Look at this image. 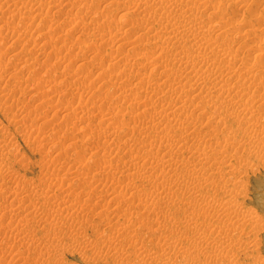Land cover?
<instances>
[{
	"label": "bare ground",
	"instance_id": "1",
	"mask_svg": "<svg viewBox=\"0 0 264 264\" xmlns=\"http://www.w3.org/2000/svg\"><path fill=\"white\" fill-rule=\"evenodd\" d=\"M133 1L134 0H125L122 3V5H121L122 9L121 8L120 9L123 10V13L121 15L119 14L120 19L118 17H117L118 18L117 20L109 19L110 17H106L104 20V19H102V16L99 15V18L104 20V25H106L105 22L109 23L110 26L107 24L108 26H106V27H108V29L109 28L112 29V31H114V33L116 32L115 37H119V39H122V41L120 40L121 43L124 44V43L128 42L126 39L123 42V38H121V34L124 35V33H128V32L131 33L132 32V35H134V37H135V39L133 38V40L138 42V44L135 43V45H133V46L130 45V48H128L129 50L126 53V55L123 56V58L121 57L124 60V62L122 61L123 62L122 64L120 62H119L120 64L115 62L116 66L114 68L116 70L115 72L117 73V76L119 75L120 80L117 78L118 85L116 86V84H115L116 87H114L112 90H116V92L115 91L114 92H115V95H116V93H118L117 97H120V96L122 97L121 100L124 101L123 103L127 104L128 110L126 112L125 111L123 112L125 114H122L121 113V111H123L122 107L117 108L114 105L111 110L109 108L105 107L106 109H108V112H105V110H106L105 108H104L105 110H101V111H103L102 114L100 111L98 112L101 114V116L99 115L100 117H99V120L97 119V121H98L97 124L100 125V127H102V128L96 126V127H98V129L97 128H94V129L96 131L102 129L103 131H101V130L100 131L103 133L105 131L106 135H107L106 131L111 130L109 135H108V138L110 135H113V134L114 135L111 136L110 140L107 138L109 140V144H110L109 146L106 144L108 146V148H107V146H105V144H103V146H105V149H106L105 151H103L104 153H102L98 156V153H97L98 150H96V153H94L93 151L92 152L94 153V155L96 154L98 156L97 157L95 155L97 158V163L95 162L96 164L94 163V165H98V163H99L98 166H101L99 172L102 173V176L108 177V175L110 173H112V172H110V171H112L111 169L116 168L115 166L119 165L118 166L119 168H123L120 170L119 176L123 180L125 179L127 181L128 180L133 181L131 185H133V187H136V189H133L134 190L133 196H127L126 192H124V191L123 192H121V191L120 192L119 191L113 192L112 190H110V193H109L110 195L104 194L103 196H107V197L109 196L110 198L108 197V200H107L109 202H115V203H117V205H119V204L122 205L124 203L125 205L127 204L129 207H130V204L128 203V199H130V198H128V197H134V198H137L139 201V203L136 204V207H139V209L142 207V208H144L143 210L147 211L149 208H151L153 210L157 208L160 210V213H162V215L165 214L163 216H166V214H169L173 211H175L176 214L177 213L181 214L180 219L175 217L176 220H174L175 218H173V220H171L168 217H167V220H166V217L160 219L159 218L160 215L157 216L156 214L155 215L157 216L158 219H154L152 217L154 219V220H152V222L154 223V225L157 226L155 229L157 232H158L159 227L160 228L164 227L166 229H169V230H171V232L173 231L172 229H175V228L181 227V229H182V230L180 229L179 232H177L175 230L176 231L175 233H177V234L172 236L173 239L170 237L172 239L171 244L169 243L170 238L168 239L167 237L165 238V240L167 239L169 244H167L166 242L162 243L164 240L162 241L161 237H160V240L162 242L159 240L161 242V243H159V245H158L159 241L154 242L155 244L158 245L157 250L160 249L161 251L160 252L157 251V253H158L157 255L155 253L156 257H155V255L154 256L152 255L153 260L155 257V258H158L160 260H163L164 264H165L166 262H168L169 259L173 258L175 260V258L179 256V259H184V261H185L187 259H190L193 256V254H196V253H197V255L200 253H203V254L208 253L207 259H208V257H210V259L213 260L215 254L213 255L210 253H212L213 250L216 249V247L213 250H209L210 251V253H209L208 248L210 247L209 246L210 244H213V242H214L217 247H218V245H222L221 248H223V249L224 248L226 249V246H228L227 249L229 248V246L231 249H233L234 245L236 248V245L239 244V242H241L243 240V237H244V236L242 238L238 237V239L240 238L239 240L238 239H236V241L234 240L235 241V243L233 242L234 245L231 244L230 241H229L230 243H228V242L226 243L227 240H225L224 238L229 239L228 236H230V235L227 236V232H229L228 229L232 228L233 226L231 225V227H230L227 224L224 227V224H225V222H224V224L222 225V227H224V228L222 229V227H221V229H218L216 227L217 224L215 221H219L218 219L220 216L221 217L223 215L227 216L225 218H228L232 222H235V223H232L230 221L232 224L238 225V226L241 222H242V224H243V222H248L250 224V226L252 227V225H253L252 223L257 222V220L255 221V219H257V218H255L252 211H251L252 213L247 212V211H246V213H243V214L239 213L238 208L240 205L238 206L239 201L237 199L239 198L240 195L243 194L242 193L243 190L240 187V185L236 182V179L238 178V176L241 173L246 171V168H245L246 162L245 161H247L248 158H250V157H254L255 160L257 161V165H254V164L248 165V167L252 168L251 171L257 170L261 167L264 168V46H262L263 48L256 50L255 53H253L252 56H250L247 49H241L240 44H242L245 40H247L249 38L251 39L252 37L254 38L255 36H259V35H261V36L259 37L260 39L257 40L258 43L253 44L254 43L253 42L251 44L250 48L255 47L256 45H259V41H261V42L264 41V14L261 10V13H259V16L257 15L256 18L254 19L255 22H252V23L249 22L248 24L246 23V25H244L243 30L241 29L242 32H240V35L243 36V40L240 42L239 45H237V44H235V40L230 37V33H231L230 30L232 29V27H231L232 22H230L231 20L225 16V14L227 13V11H226L227 5L225 4L226 1H225V3H223V2H221V0H218V1L216 0L215 5H212V4L210 5V2H212V1H210V2L208 1L209 3L206 2L207 5L208 4L210 5L209 9L206 8L207 10H209L207 17H203L202 14L199 15L197 13V10H199L201 8L200 6H202V7L204 6L203 5L204 3H202L204 0H137L136 2H133ZM44 2H46V1H44ZM212 3H214V2H212ZM43 4H45V3H43ZM54 5H56V4H54ZM24 6H26V5H24ZM49 6H51V5H49ZM52 7L53 6H51V8ZM55 8H56V6H55ZM18 9H19L18 10V13H19L20 8H18ZM22 9H21V14H22ZM29 10H30V8H29ZM126 10H128V11H126ZM24 12H25V10H24ZM18 13H16V14H18ZM101 14L103 15V13H101ZM252 14H253V12H252ZM11 15H13V13ZM105 15H103V16H105ZM205 15H207V13ZM250 15H251V13H250ZM19 16H21V15H19ZM253 16H255V15H253ZM21 17H23V15ZM15 18H17V16ZM99 18L98 19L96 18V20L98 21ZM7 19H6V21L8 22ZM248 21L249 20H247V22ZM14 23H13L12 27L15 26ZM101 23H103V22H101ZM243 23H245V21ZM256 23L259 24L258 27H255ZM46 24H48V23H46ZM10 25H11V23H10ZM91 25L93 26V23H91ZM94 25H96V24H94ZM0 26H1V24H0ZM59 26L60 25H58V27ZM12 27H9V28H12ZM73 28L76 29L74 26H73ZM59 29H60V27H59ZM70 29H72V26ZM56 30H57V27H56ZM50 32H52V31H50ZM59 32H57V33H59ZM66 33H67V30H66ZM104 33L105 32H103L101 34L103 35ZM72 34H73V32L71 33V35ZM67 35H68V37H71L69 34H67ZM67 35H65L66 36L65 38H67ZM132 35H130V36H132ZM45 36H48V34H45ZM100 36H99V38H100ZM48 37L52 38L51 36H48ZM102 37H105V36H101V38H100L101 40L104 39ZM99 38H97V39L99 40ZM105 38H107V37H105ZM108 38H110V36ZM111 39H112V36H111L110 40ZM160 39H163V41L160 42ZM64 40H66V39H64ZM64 40H62V41H64ZM67 40H70V39H67ZM98 40H96V41H98ZM143 40H144V43H143ZM73 41L75 42L76 40H73ZM73 41H71V42H73ZM89 41H91V40H89ZM102 41L104 42L105 39ZM58 42H56V43H58ZM80 42L81 41H79L78 43H80ZM64 43H65V41H64ZM75 43H77V42H75ZM81 43H83V41ZM93 43H94V41H91L88 44L84 43L86 45H84L83 48H85V46H87V49H89L88 47L90 44L92 45V48H93ZM121 43L119 44V48L122 45ZM65 44L62 46L67 47L68 45L66 44L67 46H65ZM97 44H99V43L97 42L96 45ZM140 44H141V50H140V48L137 49L138 45H140ZM96 45H94V47ZM72 46L74 47L75 45L72 44ZM81 46L82 45H79V47H80L79 50L82 49ZM69 47L66 48L67 51H68ZM73 47H70V48H73ZM76 47H78V45L75 46V48ZM95 48L97 49V46ZM119 48H118V46L116 48V52H118V53L121 50V48L120 49ZM100 52H102V51H100ZM19 53H21V52H19ZM79 53H80V51H79ZM97 54L98 53H96V55ZM115 56H116V54H115ZM112 59H113V56H112ZM12 60H13V58H12ZM25 61H27V59ZM113 63H111V64H113ZM109 64H110V61H109ZM80 65H82V63ZM68 66H70V64H68ZM111 67L113 68L114 66L112 65ZM65 68H66V66H65ZM77 68H78V65H77ZM101 72H103V71H101ZM103 73L106 74L105 72H103ZM103 73H102V75H104ZM5 75H6V73H5ZM3 76H4L3 71H0V77L5 79ZM98 76H99V74H98ZM117 76H115V77H117ZM1 78H0V80H2ZM99 78H102V77L99 76L98 79ZM33 79H35V78H33ZM40 79H41V77H40ZM60 80H62V79H60ZM93 81H94V79H93ZM108 81H109V78H108ZM126 81H130V82L126 83ZM81 82H82V80H81ZM8 83H9V80H8ZM15 83L17 84L18 82L15 81ZM92 83H94V82H92ZM105 83L108 84L106 81H105ZM5 84H6V80H5L4 85ZM102 84L100 83V85H102ZM128 84H130V85H128ZM17 85H20V84H17ZM17 85L15 86L13 84L12 87L17 88ZM81 85H83V84L81 83ZM103 85L107 86L105 84H103ZM103 85L100 87H103ZM0 86H1V84H0ZM6 87L4 90H6L8 88V87L7 88ZM26 88H27V86H26ZM51 88H52V86L50 87V89ZM111 88H110V90H111ZM122 89H124V90H122ZM53 90H54V88H53ZM88 90H89V88H88ZM108 91H109V89H108ZM11 92H12V90H11ZM51 92H53V91H51ZM127 92H128V94H127ZM6 93L7 92H5V94ZM124 93H126V95H124ZM1 94H2V96H4V100H6L5 94L4 95H3V93H1ZM7 94H11V93H7ZM7 94H6V96H7ZM47 95H45V96H47ZM123 95H124V98H123ZM47 97H50V96H47ZM103 98L105 99V97H103ZM103 98H102V100H103ZM14 99H17V98L15 97ZM96 99H98V98H96ZM0 100H2V99H0ZM8 100H9V98H8ZM2 102H0V103H2ZM94 102H95V100H94ZM94 102L92 101L91 103L93 104ZM97 102H95V103H97ZM102 102H104V100ZM102 102L100 101L101 105H102ZM5 103H8V102H5ZM5 103H3V104H5ZM82 104H83V102H79L77 110L75 108L77 114L79 113L78 119L80 117L82 119L87 118L85 120L91 119L90 114L88 113V110H83V108L81 109V107H83ZM99 105L97 106L98 109H102L103 106H102V108H99ZM8 106H9V103H8ZM68 106H67V108H68ZM5 107H7V106H5ZM5 107L3 109H5ZM87 108H89V107H87ZM70 110L71 109H68V111H70ZM97 111L95 113H97ZM28 112H30V111H28ZM28 112H26L24 114L25 115L24 117H26L27 115L29 116V114H27ZM36 112H37V110H36ZM20 113H18V114H20ZM98 113H97V115H98ZM31 115H33V114H31ZM68 115H70V112ZM74 115L77 116L76 114H74ZM95 115H93V116H95ZM14 116H16V115H14ZM124 118H127V121L121 122V119H124ZM14 119H17V118H14ZM23 119H26V118H23ZM23 119L22 118H21V120L19 119L20 120L19 122L23 121ZM92 119H94V118H92ZM93 121H95V120H93ZM23 123H24V121H23ZM85 124H82V125H85L83 127H86L87 128L86 132H88V129H90V127L88 128L87 123H85ZM36 126H37V124H36ZM56 127H58V126H56ZM94 127H95V125H94ZM0 128H2V127H0ZM5 128L6 127H4L3 129H5ZM67 128H68V126H67ZM57 129L59 130V127ZM57 129H55V130H57ZM60 129H61V127H60ZM92 129L93 128L91 127V130ZM61 130H59V131H61ZM52 131H54V130H52ZM39 132H41V131H39ZM91 133L94 134V131L93 132L91 131ZM95 133H97V132H95ZM66 134L68 135L70 133H66ZM38 135H39V133H38ZM103 135L101 137H103ZM203 135H205V136H203ZM92 136H94V135H92ZM92 136H90V137H92ZM199 136H202L201 139L202 140L204 139V141L206 142L205 144L202 145L199 142L198 143L196 142V140L198 139ZM37 137H39V136H37ZM40 137H42V136H40ZM45 137H47V136H45ZM45 137H43L44 140L48 141V139H45ZM62 137L60 139H62ZM97 137H99V134L97 135ZM214 137L217 138L218 141H217V144L212 145L210 142H208V139H212ZM27 138H28V135H27ZM43 138H41V139H43ZM70 138H72V137L70 136ZM92 138L94 139V137H92ZM100 138H99V140L102 139V138L101 139ZM34 139H35V137H34ZM34 139H32V141H34ZM37 139L35 141H37ZM58 139H59V137H58ZM66 139H68V138H66ZM61 141L59 142V144L61 143ZM40 142H41V140H40ZM49 142H51V141H49ZM98 142L100 144L101 141H97V145H99ZM102 143L103 142H101V144ZM104 143H106V142H104ZM57 144L55 143V145H57ZM61 144H64V143H61ZM95 145L96 144L94 143V148H95ZM134 146L138 150L132 149ZM60 147L62 149L64 148L63 145ZM96 147H98V146H96ZM80 149H81V145H80ZM238 149L243 150V152L239 153ZM132 151L133 152L134 151H139V152L141 151V152L140 153L138 152L139 155H137L138 153L135 155V153L133 154ZM101 152H102V150H101ZM85 154H86V152H82V157L85 158ZM90 155L92 156V154H90ZM243 155L247 156V157H243ZM95 156H93V157H95ZM96 158H93V159H96ZM84 161H86V160H84ZM91 161H93V160H91ZM88 163L90 164V162H88ZM88 165L86 163V166H88ZM85 170H87V169H85ZM93 171H95V170H92V172ZM90 172H91V168H90ZM115 172L119 173L117 171H115ZM85 173H87V172L85 171ZM81 174H83V173H81ZM83 179H85V178H82V180ZM102 179L104 180L105 177H102ZM57 180H56V182L58 184L60 182V180H59V182ZM78 182H79V180H78ZM136 182H138V183L146 182L147 185L148 184L150 185V190L148 189V191H147L144 188L143 189L141 187L139 188L138 187L139 184H136ZM30 183H32V185H33V182H30ZM38 183H40V182H38ZM116 183H117V181H116ZM92 184H94V183H91V186H92ZM32 185H29V187ZM34 185H38V184L36 183ZM54 185H56L55 182L53 183V185H50L49 187H41L40 188V186H39V188H37L35 186L37 189H39V191L37 189H35V190L33 189V190L36 191V193L38 191L39 192L38 195L40 194V196H42L41 197L42 203H40V204H43V202H44L43 198L46 199V201H48V202H50V200L53 198L52 196H51V198H48V197H50L51 192L54 189ZM59 185L60 184L57 185L58 188H59ZM23 186L24 185L22 184V187ZM98 186H100V185L98 184ZM98 186H97V188H95V186L93 188L90 187L91 189H89V193H88V195H90V198H91V196H93V198H94V196L97 197ZM144 186H146V184H144ZM29 187L27 188V190L29 189ZM32 187H34V186H32ZM32 187H30V188L32 189ZM58 188H55V190H57ZM21 189H19V191ZM31 189H29V190H31ZM23 190H24V188H23ZM23 190H21V191L23 192ZM101 190L103 191L104 188H102ZM15 192H17V191H15ZM27 192H29V191H27ZM104 192L108 193L109 191L107 192V190L106 191L104 190ZM155 192L162 193L164 198H162L160 195L156 196L158 198H156V197L151 198L152 194L156 195ZM29 193H31V192H29ZM36 193L33 195L34 197H36L35 196ZM84 193H85V191H84ZM213 193H215V194L220 193L221 199L218 200V197L217 196L215 197L214 196L215 194H213ZM53 194H55V193H53ZM67 194H69V192ZM18 195L20 196V194H18ZM24 195H25V198H23L24 200L26 199V196H27V199L25 200L24 203H26V201H28L30 198H32L31 196L29 198L27 193ZM81 196L79 195V197H81ZM85 196L89 198V196H87L86 194H85ZM68 197H66V199L63 197L58 202L56 201L57 204L59 205V208H62L60 213L58 212L59 214H61V212L63 210L67 211L66 209L68 207H70V204L68 202H70V201L72 202L73 198H71V200H69ZM107 197H105V198L107 199ZM38 198L36 197V199H38ZM54 198H57V197L54 196ZM75 198H76V200H78L76 203L78 205V202H80V201L77 197H75ZM90 198H89V200H90ZM134 198H131V199H134ZM35 200L33 198V201H34L33 204L34 205L36 204ZM37 201H39V200H37ZM129 202H130V200H129ZM132 202H133V200H132ZM27 203H29V202H27ZM38 204H39V202H38ZM53 204H55L54 201H53ZM73 204H74V202H72L71 205L73 206ZM34 205H32V207H34V209H35ZM58 205H56V206L58 207ZM29 206H31V205H29ZM49 206H47V207H49ZM43 207H44L43 209H45L44 204H43ZM79 207H81V206H79ZM39 208H40V210H42L41 207H39ZM49 208H51V207H49ZM49 208H46V209H49ZM71 208L78 210L77 208H73V207H71ZM107 208H108V206L106 207V209L104 208L105 211L107 210ZM36 209H37V206H36ZM38 209H37V212H36V210L34 211L37 213V214H35V216L38 215L39 213L41 215V211L38 213V211H39ZM46 209H45V212L48 211ZM55 209H54V211H56ZM70 210L71 209H69V211ZM159 210H157V211H159ZM6 211H5V213H6ZM10 211L12 213H14L12 210H10ZM26 211H28V210H26ZM49 211H51V210L49 209ZM69 211L67 212V214L69 213ZM79 211H81V208ZM148 211H150V210H148ZM157 211H156V213H157ZM2 212L3 211H1L0 213H2ZM11 212H9V213H11ZM42 212H43V210H42ZM52 212H50L51 215L55 214L54 212L53 213ZM99 212L100 211H98V213ZM102 212H104V211H102ZM25 213H27V212H25ZM50 213H45V215L50 214ZM74 213H75V211L72 212V214H74ZM78 213L79 212H77V214ZM80 213L82 214V211ZM128 213L126 214L127 220H128L127 215L129 216ZM130 213H136V210L134 209V210L130 211ZM153 213H154V211H153ZM7 214H8V212H7ZM67 214L62 213L61 216L65 215V218H66ZM72 214H70V215L68 214V215L71 216ZM99 214H97V215L99 216ZM3 215L5 216L4 213H3ZM27 215L30 216L31 214L27 213ZM100 215H102V214H100ZM11 216L14 218V215L11 214ZM52 216L54 217V219H58L57 214H56V216H54V215H52ZM74 216L75 215H73V217ZM1 217H2V215H1ZM1 217H0V220L1 219L3 220V217L2 218ZM31 217H34V216L31 215ZM37 217H39V215ZM58 217H59V215H58ZM131 217H133V216H131ZM169 217L172 218L173 215H172V217L171 216H169ZM17 218L18 217H16L15 220H17ZM23 218H24V216H23ZM39 218L41 219V217H39ZM42 218H43V216H42ZM65 218H64V220H65ZM76 218H80V217H77V216L75 217V222H78V220L76 221ZM107 219H110L111 221L108 220V222L106 223L107 226H105L106 227L105 229L106 230L109 229L108 231L111 235L114 233L113 237L112 236H110V237L116 238V239H118V241H120V239H123L124 241L130 242L129 244L131 247L137 248L136 246H138V248H139L138 243L140 241H143L142 238L144 239L145 233L143 234L141 231H140L141 233H139L136 230H135L136 234H135V232H132L133 226L130 227L132 223L130 224L129 222H123L126 219L125 220L120 219L119 217H116V216H112V219L111 218H107ZM177 219H179V220H177ZM24 220H26V219L24 218ZM72 220H71V222H72ZM81 220H84V218H82ZM86 220H88L87 217L85 218V221ZM106 220L104 219V221H106ZM225 220H227V219H225ZM29 221H30V218L28 219V222ZM31 221H33V219ZM40 221H42V220H39V222ZM43 221H45V218ZM59 221L60 220L58 219V222ZM66 221L67 220H65L64 222H66ZM22 222L19 225H21V227L24 225V227H25L26 224H22ZM36 222H37V220H36ZM88 222H89V220L87 221V223ZM220 222L221 221H219V223ZM26 223H27V221H26ZM45 223H44V225H45ZM51 223H53L55 226L54 222L51 221ZM63 223H61L60 226H62ZM83 223H84V221H83ZM124 223H129L130 226L128 227V224H124ZM214 223L216 225L215 228L218 229L217 234H214V232L217 229L216 230H214V228L211 229ZM73 224H74V221H73ZM76 224L77 223H75V225ZM256 224H254L255 229H256ZM72 225H71L70 229L73 227ZM30 226H31V224H30ZM41 226H43V224ZM54 226H53V230L55 228ZM56 226H57L56 228L60 227V226H58V224ZM66 226H68V225H66ZM80 226H81V224H80ZM116 226H118V228L115 229ZM151 226L152 225H149V228ZM219 226H220V224H219ZM241 226H239V227H241ZM13 227L14 226H12V228ZM21 227H18L19 231H20ZM26 227H28V224ZM37 227H36V229H37ZM64 227H65V225H64ZM87 227L88 226L85 227L86 230H87ZM245 227H243V228H245ZM1 228H0V230H1ZM4 228L6 230V227H4ZM4 228H3V231H4ZM43 228H42V232H43ZM46 228H44V229H46ZM60 228H59V230L62 229V228L61 229ZM91 228L94 229L93 225L91 226ZM243 228H242V230H244ZM252 228H254V226ZM8 229H9V227H8ZM28 229H29V227H28ZM31 229H32V226H31L30 230ZM67 229H68V227H67ZM73 229H74V227H73ZM77 229H78V226H77ZM105 229L102 232H104ZM114 229L116 230L115 232H114ZM150 229H152V228H150ZM161 229H159V230H161ZM255 229H254V231H255ZM14 230L15 229L13 228V230L10 231L12 236H13L12 231H14ZM18 230L16 232H19ZM39 230H41V229H39ZM55 230L57 231L58 229H55ZM69 230H67V231H69ZM98 230L100 231L101 229H98ZM130 230H132V231H130ZM212 230L214 232H212ZM234 230H236V229L234 228ZM238 230L242 231L240 229H237V231ZM25 231L27 232V228ZM25 231L22 230L23 233ZM46 231L49 232V233H47L48 235L53 234L51 232H54V231H52V229H50V227L47 228ZM56 231L54 232V234L56 233ZM74 231H76V233H77L78 230H74ZM252 231H253V229H252ZM6 232L4 233V235H6ZM72 232H73V230H72ZM234 232H232V235L234 234ZM8 233H9V231H8ZM152 233H154V232L151 231V235H152ZM162 233H163V231L161 232V234ZM242 233H243V231L241 233L239 232L240 235ZM17 234H19V233H17ZM43 234L47 235L45 233H43ZM156 234H155L156 238L157 237L159 238V236H161L160 234H159V236H156ZM165 234H164V236H166L169 233H167L166 235ZM56 235H57V233H56ZM58 235L60 236V234H58ZM65 235L67 237V232ZM83 235H81V236H83ZM104 235H106V233ZM237 235H238V233H237ZM14 236L15 237L16 236L21 237L22 235H16V233H14ZM14 236H13V238H14ZM40 236H43V235H40ZM97 236H98V233H97ZM236 236H235V238H237ZM50 237H53L55 239L56 236L54 237L51 235ZM106 237L109 238V236H106ZM232 237H234V236H232ZM39 238L40 237H38L37 239H39ZM49 238H47V239H49ZM112 238H110V239H112ZM230 238H231V236H230ZM37 239L35 237V242ZM54 239H52L51 241H54ZM60 239H62V238L60 237ZM63 239H62V241H63ZM86 239H88V238L86 237ZM110 239H109V241H110ZM58 240H59V238H58ZM58 240H57V242H58ZM81 240H83V239H81ZM81 240L79 239V241H81ZM183 240L185 242L187 241V246L183 247V248H179L178 245H182ZM245 240H243L244 244L246 242ZM91 241H89L90 242L89 244H92ZM106 241H108V240H106ZM144 241H143V243H144ZM32 242H34V238H33ZM39 242L41 243L40 240H39ZM63 242L61 244L62 246L64 245ZM116 242H115V245L117 244ZM120 242H123V241H120ZM127 242H126V244H128ZM80 243H82V242H80ZM225 243H226V246L223 247L224 246L223 244H225ZM52 244H53V242L50 243V246ZM59 244L60 243L55 244L56 247ZM104 244L103 245L100 244V245L104 246ZM139 244L144 245L145 243L144 244L139 243ZM165 244H167V245L165 246ZM61 245H59L60 249L63 248V247H60ZM70 245H72V244L70 243ZM77 245H79V244H77ZM96 245L94 244V246H96ZM106 245L107 244H105V246H104L105 248L108 246V245L107 246ZM117 245L119 246V244H117ZM123 245H125V243ZM157 245H155V246H157ZM65 246H66V243H65L64 247ZM122 246H120V247H122ZM150 247H152L151 244H150ZM95 248H96V250H98L97 247H95ZM108 248H110V246ZM218 248L216 250H219ZM93 249L94 248H92V250ZM122 249H123V247H122ZM142 249H144V248H142ZM64 250H65V248H64ZM119 250H121V249H119ZM125 250H126V248H125ZM138 250L136 251L137 253H134V254L130 250L133 254L132 256L137 254L136 256H139V258H140L141 253L138 255ZM145 250H146V247H145ZM145 250H144V252L142 250V252L145 253ZM134 251H135V249H134ZM155 251L156 250L154 249V252ZM54 252H56V251H54ZM101 252H102V249H101ZM101 252L100 251L99 252L94 251V253H99V254ZM106 252H107V250H106ZM119 252H121V251H119ZM125 252L127 253V251H125ZM131 252L130 253L128 252L129 255L131 254ZM139 252H141V251L139 250ZM151 252H152V248H151ZM151 252H150V254L153 253V252L152 253ZM218 252L219 251H217V253L215 252L216 253L215 258H217ZM226 252H227V250H226ZM233 252H235V250ZM115 253H114V256H116ZM148 253L145 254V258H146V256H150V254H148ZM220 254L221 253H219V255ZM225 254L227 255V253H225ZM127 255H126V257H128ZM212 255H213V258H211ZM223 255H220V256H223ZM108 256H110V255L108 254ZM143 256H144V254H143ZM229 256L227 257L228 259L231 258ZM112 257H113V255H112ZM135 258H138V257H135ZM139 258H138V260L141 259V258L140 259ZM149 258H146V259H149ZM192 258H195V257H192ZM196 258H198V257H196ZM218 258H219V256H218ZM224 258H225V256H224ZM227 258H225V259H227ZM132 259H133V257H132ZM146 259H144L145 263H146ZM151 259L152 258H150V260ZM225 259H221V261L222 260L225 261ZM128 260H130V259H128ZM134 261H135V259H134ZM199 261H201V260H199ZM236 261H238V259ZM147 262H148V260H147ZM150 262H153V261H149V264H151ZM229 262H231V261H229ZM113 263H115V262H113ZM133 263L134 262H132V264ZM154 263H156V262H154ZM142 264H144V263H142ZM169 264H173V263H169Z\"/></svg>",
	"mask_w": 264,
	"mask_h": 264
},
{
	"label": "rangeland",
	"instance_id": "2",
	"mask_svg": "<svg viewBox=\"0 0 264 264\" xmlns=\"http://www.w3.org/2000/svg\"><path fill=\"white\" fill-rule=\"evenodd\" d=\"M44 1H46V2L48 1V2L46 3ZM44 1L43 0H8V1L7 0H2V1L0 0V10H1L0 11L1 12L0 13V24H1V26H0V41L2 40L0 42V71H3V74H4L3 77L5 78V79H3L0 77L3 80V81L0 80L1 81L0 82V84H1L0 89L2 88L0 90V92L3 93V95L5 94V92L11 93V94L6 93L7 96L5 94L6 100H4V96H2V94L0 93V95L2 96V97L0 96V99H2V100H0V102L3 101L2 103H0L1 104L0 106L1 107L3 106L2 108L0 107L1 108L0 110L2 111V112L0 111V127H2V128H0V212L3 211L2 213H0V217H1V215L3 217V220L2 219H1L2 221L0 220V226L2 227V228L0 227L1 228V230H0L1 231L0 232V264H132V262H134L133 264H136L137 262H138L137 264H140V263L141 264L142 263L149 264V261H153V262H150L151 264L152 263L153 264H157V263L158 264L159 263L164 264L163 260L155 258L156 255L158 254L157 251L158 252L161 251L160 249L157 250L158 245L163 240L164 241L162 243L166 242L167 244H169V243L171 244V240L173 239L172 236L176 235L177 233H175V232L176 231L179 232L181 227L172 229L173 230L172 232H171V230L166 229L164 227H163L164 229L162 227H161L162 229L159 227V229H161L163 231V233L161 234V232H162L161 230L158 229L159 233L155 230L157 226L154 225L152 220L158 219L157 216H159V215H160V217H159L160 219L165 218V217H166V220H167V217L171 220H173V218H175V217L180 219L181 214H179V213L176 214V212L173 211L169 214H166V216H163L165 214L162 215V213H160V210L157 208L154 210L149 208L148 210H150V211L152 210L151 212L148 210L147 211L143 210L144 208H142V207L139 209V207H136V204H138L139 201L137 198H134V197H128V198H130V199H128V203L130 204V207L127 204L125 205L124 203L122 205L121 204L117 205V203H115V202L107 201L109 196L107 197V196H103V195L104 194L110 195L109 194L110 190H112L113 192H118V191L123 192L124 191V192H126L127 196H133L134 195L133 189H136V187H133V185H131L133 181H129V180L127 181L125 179L123 180L119 176L120 170L123 169V168L118 167L119 163L117 164L118 166H115L116 168H113L114 166L112 167L113 169H111L112 171H110L112 173H110L108 175V177L102 176V173L99 172L100 167H101V166H98L99 163H98V165H94L95 162L97 163V158H96L97 155L95 154L96 155L95 156L94 153H96V150H98L97 151L98 156L100 154L104 153L103 151L106 150L105 146L110 145L109 140H110L111 136L114 135V134L110 135L108 138V135H109L111 130L106 131L107 135L105 134V131H104V133L101 132V131H103L102 129H100L102 127H100V125L97 124V122H98L97 119L99 120V117L101 116V114L103 112L101 110H105L106 109L105 107H107L111 110L114 105L117 108L122 107V110H123V111H121L122 114H125L123 112L124 111L126 112L128 110L127 104L123 103L124 101L121 100L122 97L120 95H119L120 97H117L118 93H116V95H115L116 90H112L114 87H116L118 85L117 78L119 79V75L117 76V73L115 72L116 70L114 68L116 66L115 62L116 63L120 62L121 64L124 62V60L122 58L128 52V50H129L128 48H130V45L133 46V45H135V43L138 44V42L133 40V38L135 39V37H134V35H132V32L131 33L128 32V33H124V35L121 34V38H123V42L125 41V39L128 41V42L123 44V43H121L122 39H119V37H115L116 32L114 33V31H112V29H110V28L108 29V27H106L108 25L110 26V24L105 22L106 25H104V20L106 17H110L109 19H115V20H117L118 18L120 19V15L123 13V10H121L122 9L121 5L125 0H56V1L55 0H44ZM136 1L137 0H134L133 2H136ZM204 1L202 2V3H204L203 4L204 6L203 7L200 6L201 10L200 9L197 10V13L199 15L202 14L203 17H207L209 10H207L206 8L209 9L211 4L215 5L216 0H214V1L213 0H207V1L204 0ZM208 1L209 2L212 1L214 3L210 2V5L209 4L207 5L206 2H208ZM225 1H226V3H225ZM221 2H223L227 5V6L225 5L226 11H227L225 16L231 20L230 22H232L231 23L232 29L230 30L231 31L230 37L235 40V44L239 45L240 42L243 40V36L240 35V32H242L244 25H246V23L248 24L249 22H251V23L255 22L254 19L256 18L257 15L259 16V13H261V10L264 14V9H263L264 8V3H263L264 0H253V1L252 0H221ZM43 3H45V4H43ZM53 3L56 5H54ZM24 5H26L27 7ZM49 5H51L53 7L51 8V6H49ZM55 6H56V8H55ZM18 8H20V11H19L20 14L18 13V10H19ZM29 8H30V10H29ZM21 9H22V14H21ZM24 10H25V12H24ZM126 11H128V10H126ZM251 11L253 12V14ZM12 13L14 16L11 15ZM16 13H18L21 16L23 15V17L19 16ZM101 13H103V15H105V14L106 15L103 16ZM206 13H207V15H205ZM250 13L252 16L250 15ZM99 15L102 16V19H104V20L99 18ZM253 15H255V16H253ZM16 16H17V18H15ZM96 18L97 19L99 18V20L97 21ZM6 19L8 20V22L6 21ZM246 19L249 21L247 22ZM11 21L13 23L15 22L14 27H12L13 23ZM244 21H245V23H243ZM9 22L11 23V25ZM101 22H103V23H101ZM46 23H48V24H46ZM91 23H93V26L91 25ZM94 24H96V25H94ZM58 25H60L59 26L60 29H59ZM71 26H72V29H70ZM73 26L77 30L74 29ZM258 26H259V24L256 23L255 27H258ZM9 27H12V28H9ZM56 27H57V30H56ZM66 30H67V33H66ZM50 31H52V32H50ZM57 32H59V33H57ZM72 32H73V34L71 35ZM103 32H105L106 34L104 33L102 35L101 33H103ZM45 34H48V36H51L52 38L45 36ZM67 34H69L71 37H68ZM65 35H67V38H65L66 37ZM100 35L107 37V38L102 37L105 39L104 42L102 41L104 39H102V40L100 39L101 38ZM130 35H132V36H130ZM99 36H100V38H99ZM109 36H110V38L112 36L111 40H110V38H108ZM260 36L261 35L245 40L242 44H240L241 49H247L249 55L252 56V54L255 53L256 50L261 49V48H263L262 46H264V41L263 42L259 41V45H256L255 47L250 48V46L253 42H254L253 44L258 43L257 40L260 39L259 38ZM97 38H99V40ZM64 39H66V40H64ZM67 39H70L71 41L76 40L75 42H77V43H75L74 41H73L74 42L73 43ZM62 40H64L65 43L68 41L66 43L68 46ZM89 40L94 41L93 48H92L91 44L88 47L89 49H87V46H85V48H83L84 45H86L84 43L88 44L89 42H91ZM96 40H98V41H96ZM79 41H81V42L83 41V43H81V42L78 43ZM161 41H163V39H160V42ZM56 42H58V43H56ZM97 42L99 44L96 45ZM120 43L122 44L121 45L122 47L120 46L121 50L118 53V52H116V48H117V46L119 48ZM143 43H144V40H143ZM64 44L67 47L62 46ZM72 44H74L75 46L78 45V47L75 48V46L73 47ZM79 45H82L81 50H79V48H80ZM94 45L97 46V49L95 48L96 46L94 47ZM69 46L73 47V48H70ZM68 47H69V49L67 51L66 48H68ZM139 48L141 50V44L138 45L137 49H139ZM79 51H80V53H79ZM100 51H102V52H100ZM19 52H21V53H19ZM96 53H98V54L96 55ZM114 53L116 54L117 57L115 56ZM112 56H113V59H112ZM12 58H13V60H12ZM26 59H27V61H25ZM109 61H110V64H109ZM81 63H82V65H80ZM111 63H113V64H111ZM68 64H70V66H68ZM77 65H78V68H77ZM110 65L111 66L113 65L114 67L112 68ZM65 66H66V68H65ZM101 71L105 72L107 75ZM5 73H6V75H5ZM97 73L102 78L98 79L99 76ZM102 73L104 75H102ZM115 76H117V77H115ZM40 77H41V79H40ZM33 78H35V79H33ZM108 78H109V81H108ZM60 79H62V80H60ZM93 79H94V81H93ZM5 80H6L5 85L6 86L8 85L7 86L8 88L4 85ZM8 80H9L10 84L8 83ZM81 80H82V82H81ZM104 80L108 84H106ZM15 81L18 82L17 84H20V85H17L15 83ZM92 82H94V83H92ZM127 82L129 83L130 81H126V83ZM81 83L83 85H81ZM100 83L101 84L103 83V84L107 85L108 87L104 86L103 84H102L103 87H100V86H102V85H100ZM11 84L12 85L14 84L15 86L17 85V88L12 87ZM115 84H116V86H115ZM130 84H128V85H130ZM4 86L7 88L6 89L7 91L4 90L5 89ZM26 86H27V88H26ZM49 86L50 87L52 86V88L50 89ZM53 88H54V90H53ZM88 88H89V90H88ZM110 88H111V90H110ZM108 89H109V91H108ZM11 90H12V92H11ZM13 90L14 91L16 90V91L14 92ZM122 90H124V89H122ZM51 91H53V92H51ZM127 94H128V92H127ZM45 95L50 96V97H47ZM124 95H126V93H124ZM124 95H123V98H124ZM7 97L9 98V100ZM15 97L17 99H14ZM103 97H105V99ZM96 98H98V99H96ZM102 98H103L104 102H102L103 101ZM91 100L93 102H94V100H95V102H97V101L98 102L97 103L94 102L92 104ZM4 101L8 102L9 106H8V103H5ZM100 101L102 102V105L100 104ZM79 102H83V104H82L83 107H81V109L83 108V110H88V113L90 114L91 119L85 120L87 118L82 119L81 117L79 118L80 120L78 119L79 113L77 114L76 110H77ZM3 103H5L6 105ZM4 105L7 107H5ZM98 105H99V108H102V106H103V108L98 109V107H97ZM67 106H68V108H67ZM4 107H5V109H3ZM87 107H89V108H87ZM75 108H76V110H75ZM68 109H71V110L68 111ZM36 110H37V112H36ZM106 110H105V112H108V109H106ZM28 111H30V112H28ZM96 111H97V113L100 111L101 114L98 113V115H97V113H95ZM26 112H28L27 114H29V116L26 114L27 116L24 117L25 116L24 114ZM69 112H70V115H68ZM18 113H20V114H18ZM30 113L33 115H31ZM74 114H76L77 116H75ZM14 115H16V116H14ZM91 115L92 116L95 115V116L92 117ZM13 117L17 118V119H14ZM20 117L22 119L26 118V119H23L24 123H23V121L19 122L21 120ZM92 118H94V119H92ZM93 120H95V121H93ZM124 121L126 122L127 118L121 119V122H124ZM85 123H87L88 128L90 127V129H88L89 133L86 132L87 128L83 127L86 125ZM36 124H37V126H36ZM82 124H85V125H82ZM53 125L58 126L59 130H61L62 128L63 129L61 131H59L57 129L58 127H56V126L54 127ZM94 125H95V127H94ZM67 126H68V128H67ZM96 126L100 127L99 129L101 131L100 130L96 131L94 129V128L98 129V127H96ZM4 127H6L5 128L6 130L3 129ZM60 127H61V129H60ZM91 127L93 128L92 130H91ZM54 128L57 129L58 131L55 130ZM52 130H54V131H52ZM90 130L92 132L94 131V134L91 133ZM39 131H41V132H39ZM95 132H97V133H95ZM38 133H39V135H38ZM66 133H70V134L67 135ZM100 133L102 135L104 134L103 137H101L102 135ZM98 134H99V137H97ZM27 135H28V138H27ZM36 135L39 137L40 136H42V137L39 138ZM92 135H94V136H92ZM45 136H47V137H45ZM70 136L73 139L70 138ZM90 136L94 137L95 140ZM203 136H205V135H203ZM34 137H35V139H34ZM43 137H45V139H48V141L44 140ZM58 137H59V139H58ZM61 137H62V139H60ZM41 138H43V139H41ZM66 138H68V139H66ZM99 138L101 140H99ZM201 138H202V136H199L198 139L196 140V142L197 143L199 142L200 144L203 145L206 142L204 141V139L202 140ZM32 139H34V141H32ZM36 139H37V141H35ZM40 140H41V142H40ZM59 140L60 141L62 140L61 143H64V144H61V143L59 144V142H60ZM49 141H51V142H49ZM97 141H101L103 143L101 144V142H100V144H99V142H98L99 145H97ZM217 141H218V139L215 137L212 139H208V142H210L212 145L217 144ZM104 142H106V143H104ZM55 143L56 144L58 143L59 145L58 144L55 145ZM94 143L96 144L95 148H94ZM103 144H105V146H103ZM62 145L64 146L63 149L60 147ZM80 145H81V149H80ZM96 146H98V147H96ZM108 146H107V148H108ZM132 149L138 150L135 146ZM101 150H102V152H101ZM81 151L86 152L85 158L82 157ZM138 152L139 151H134L133 154L135 153V155H136ZM238 152L242 153L243 150L238 149ZM139 153L137 155H139ZM90 154H92V156ZM93 156H95V157H93ZM243 157H247V156L243 155ZM93 158H96V159H93ZM84 160H86V161H84ZM91 160H93V161H91ZM88 162H90V164ZM245 162H246V164H245L246 171L241 173L238 176V178L236 179V182L240 185V187L243 190V192H242L243 194L240 195L239 198L237 199L239 201L238 206L239 205L241 206V207L239 206L238 209H239V213H241V214L246 213V211L247 212H251V211L253 212V215L255 216V218H257V219H255V221L257 220V222L252 223L253 224L252 227L254 226V228H252L248 222H243V224L241 222L239 224V226L242 225L241 226L242 228L246 226L245 228H243L244 230H242V228L239 227L238 225L232 224L235 222H232L230 219L225 218L227 216H224V215H223L224 217L220 216L221 218L219 217V219H218L221 222L219 223V221H215L217 226L214 223L212 228H211V229L214 228V230H216L217 228L221 229L224 222H225L224 227L227 224L230 227L232 225L233 227L228 229V231L231 234L229 232H227V236L230 235L231 238H230V236H228L229 239L224 238L225 240H227L226 243L231 242V244L234 245V243H235L236 239H238V237L242 238L244 236L243 240L246 239L245 244H244V241L242 240L241 242H239L240 245L239 244L236 245L237 249L235 248V245H234L233 249H231L230 246L227 249L228 246H226V243L223 244L224 245L223 247L226 246V249L221 248L222 245H218V247L220 246L218 248L214 242H213V244H210L208 251L215 249V247H216V249L218 248L219 250L215 249V250H213L214 253L212 251H211L212 253H210V251H209V253L213 254V255L215 254V256H216L217 251H219L217 254V258L219 256L218 259L220 261L217 258H215V256L213 259L215 262L213 260H211L210 257H208V259H207L208 253H204V254L200 253L198 255L196 253V254H193V256H192L195 258L191 257L190 258L191 260L186 258L188 261L187 260L184 261V259H179V256H178V257H176L177 259L175 258V260L172 258V259H169L168 262L165 261L166 262L165 264H169V263H173V264H264V168L261 167L257 170L251 171L252 168L248 167V165L249 164L257 165V161L255 160L254 157L248 158V160ZM86 163H87V165L88 164L89 165L86 166ZM90 168H91V172H90ZM85 169H87V170H85ZM92 170H95V171H93L94 173L95 172L96 173L98 172V173L97 174L95 173L96 174L95 175L92 172ZM85 171L87 173H85ZM115 171H117L119 173H116ZM81 173H83V174H81ZM102 177H105L106 180L105 179L103 180ZM82 178H85V179L82 180ZM56 180L58 182L60 180V182H61V183L60 182L58 183V184H60L59 188L57 187L58 184H57ZM78 180H79V182H78ZM116 181L118 184L116 183ZM30 182H33V185ZM38 182H40V183H38ZM54 182L56 185H54V189L51 192L50 197H48V198H51V196H52L53 198L50 200V202L46 201V199L43 198V201L45 202V203L43 202V204L45 206V209L49 208V207H51V208L53 207L54 209L56 208L55 209L56 211H54L53 208L52 209L49 208L51 211H49V209H46L48 211L45 212V209H43L44 208L43 204H40V203H42V198H41L42 196H40V194L38 195L39 189H37V188H39V186H40V188L41 187H49L50 185H53ZM36 183L38 185H34ZM91 183L95 184V185L92 184V186L94 185L95 188H97L98 184L100 185V186H98V189H97L98 194L99 193L100 194L99 195L97 194V197L94 196V198H93V196H91V198H90V195H88L89 189L94 187V186L93 187L91 186ZM22 184L25 187L24 186L22 187ZM136 184L140 185V186L138 185L139 188L140 187L142 189L144 188L147 191H148V189L150 190V185L149 184L147 185L146 182H141V183L136 182ZM144 184H146V186H144ZM29 185H32L34 187L36 186L37 188L30 186V187H32V189H31L29 187ZM28 187L32 191L29 189L27 190ZM99 187L101 189L104 188L105 191L107 190V192L108 191L109 192L106 193V192H104V190L102 191ZM23 188H24V190H23ZM55 188H58V189L55 190ZM19 189L23 190L24 193L21 190L19 191ZM33 189L34 190L37 189L38 190L37 193ZM15 191H17V192H15ZM27 191H29L31 193H29ZM84 191H85V193H84ZM25 192L28 194L29 198H30V196L32 197L30 199L28 198L30 201L28 200V201H26V203H24V202L27 199V196H26L25 200L23 199V198H25V195H24V194H26ZM68 192H69V194H67ZM17 193L20 194V196ZM35 193H36L35 196L37 198L39 197L38 199H36V197L33 196ZM53 193H55L56 195ZM85 194L87 196H89L90 200L88 197L85 196ZM155 194L156 195L152 194L151 198H154V197L159 196V195L162 198H164L162 193L155 192ZM213 194H215V193H213ZM79 195L80 196L82 195L81 197L82 198L84 197L85 199L84 198L82 199L81 197H79ZM54 196L57 198H54ZM214 196L215 197L217 196L218 200L221 199L220 193H218V194L216 193ZM63 197L65 199H66V197H68L69 200H71V198H73L72 202H74V204L72 206L71 205L72 202L71 201L68 202L70 204V207H68L67 209L65 208L67 211L63 210L61 212V214H59L62 208H59V205L57 204V202L59 200H61ZM75 197H77L79 199L80 202H78V205L81 207H79L76 204L78 200H76ZM105 197H107V199ZM33 198H34V200L36 199L35 205L33 204L34 203ZM131 198H134V199H131ZM156 198H158V197H156ZM37 200H39V201H37ZM129 200H130V202H129ZM132 200H133V202L134 201L135 202L133 203ZM53 201L55 202V204H53ZM27 202H29V203H27ZM38 202H39V204H38ZM29 205H31V206H29ZM32 205L35 206V209H34V207H32ZM46 205L47 206L50 205V206L47 207ZM56 205H58V207ZM36 206H37V209L39 207H41V209L44 212L43 213L42 210H40V208L38 209L39 210L38 213L41 211V215L43 216V218H42L40 213L38 214L39 217H41V219L39 217H37L38 215L35 216V214H37L36 213L37 212ZM107 206H108V208L105 211ZM71 207L77 208L78 210L72 209ZM80 208H81L82 214L80 213L81 211H79ZM69 209H71V210L69 211ZM134 209L136 210V213H130V211H132ZM10 210H12L14 213H12ZM26 210H28V211H26ZM35 210H36V212H34ZM157 210H159V211H157ZM5 211H6V213H5ZM52 211L55 213L52 215L56 216V214H57V218L60 220L59 221L60 223L58 222V219H54V217L51 215L50 212H52ZM68 211H69V213H68L69 215L72 214V212H74V211H75V213L72 214L71 216H69L67 214ZM76 211L79 213L77 214ZM98 211H100L101 213L100 212L99 213L102 215H100L98 213ZM102 211H104V212H102ZM153 211H154V213H153ZM156 211H157V213H156ZM7 212H8V214H7ZM9 212H11V213H9ZM25 212L31 214L34 217H31V215L30 216L27 215V213H25ZM3 213L5 214V216L3 215ZM45 213H50V214L45 215ZM62 213L67 214L66 218H65V215L61 216ZM127 213L130 216L129 217L127 215L128 220L126 218ZM11 214L14 215V218L11 216ZM97 214H99V216ZM58 215H59V217H58ZM73 215H75V216L73 217ZM172 215H173V217H172ZM23 216L26 220H24ZM76 216L80 217V218H76V221L78 220V222H75ZM85 216L89 220L88 223H87L88 220L85 221V218H86ZM112 216H116V217H119L120 219H124V220L126 219L123 222H129L130 224L132 223L131 226L129 223H124V224H128V227L133 226L132 227L133 231L132 230H130V231L135 232V230H136L139 233H141V232L143 234L145 233L144 239L142 238L143 241L147 238L144 241L145 244L143 243V241L139 242L141 244H144L145 246L140 245L138 243L139 248H138V246H136L137 248H135V247L130 246V244H129L130 242L124 241L123 239H120V241H123V242H120V241H118V239L112 238L114 233L111 235L108 231L109 229L108 230L105 229L106 228L105 226H107L106 223L108 222V220H110L107 218L112 219ZM131 216H133V217H131ZM169 216H171L172 218H170ZM16 217H18V218L22 217L23 219L17 218V220H18L17 221V220H15ZM63 217L65 218V220H67L66 222H64L65 220ZM27 218L28 219L30 218V221L33 219V221L28 222ZM44 218H45V221H43ZM82 218H84V220H81ZM176 218L174 220H176ZM104 219L105 220L107 219V220L104 221ZM179 219H177V220H179ZM225 219H227V220H225ZM36 220H37V222H36ZM39 220H42V221H40L41 223L39 222ZM71 220H72V222H71ZM26 221H27V223H26ZM51 221L55 223V226L53 223H51ZM73 221H74V224H73ZM83 221H84V223H83ZM21 222H22V224H26L25 227L28 224L29 229H28V227H26L27 232L25 231L26 228L24 227V225L22 227H21V225H19V224H21ZM44 223H45V225H44ZM61 223H63L62 226H60ZM75 223H77V224L75 225ZM30 224L32 226V229H31L32 231L30 230V228H31ZM42 224H43V226H41ZM57 224L62 229L60 227L56 228ZM80 224H81V226H80ZM91 224L93 225V228L96 231L91 228V226H92ZM219 224H220V226H219ZM254 224H256V229H255ZM64 225H65V227H64ZM66 225H68V226H66ZM71 225L74 227V229H73V227L70 229ZM149 225H152L150 227L152 229L149 228ZM12 226H14L13 228L15 229L14 230L15 232L12 231L13 236H14V233H16V235H22L21 237L16 236L17 237L16 238L14 236V238H13V236L11 235V232H10L11 230H13ZM53 226L55 227L54 230L55 229L59 230V228L61 229V230H59L60 232L58 230H57L58 232L55 230L57 235H56V233L54 234L55 231L53 230ZM77 226H78V229H77ZM86 226H88L87 230L85 228ZM215 226L217 228H215ZM4 227H6V230ZM8 227L10 230L8 229ZM18 227H21L20 228L21 232L18 230ZM36 227H37V229H36ZM43 227L44 228L50 227V229H52V231H54V232H51L54 235L53 234L48 235L47 233H49V232L46 231L47 228L44 229ZM67 227H68V229H67ZM224 227H222V229ZM3 228H4V231H3ZM42 228H43V232H42ZM97 228L101 229L100 230L101 232L104 229H105V231L101 233ZM116 228H118V226H116L115 229ZM234 228L236 230H234ZM39 229H41V230H39ZM115 229H114V232L116 231ZM218 229L215 231L216 233L213 230H212V232H214V234H217ZM237 229H240L243 231V233L244 232L245 233L244 234L242 233L240 235L239 232L241 233L242 231H239V230L237 231ZM252 229H253V231L255 229V231L253 232ZM17 230L19 232H16ZM22 230L25 232L23 233ZM67 230H69V231H67ZM72 230H73V232H72ZM74 230H78L77 233ZM8 231H9V233H8ZM151 231L154 232V233H152V235H151ZM231 231L234 232L233 235H232ZM5 232H6V235H4ZM66 232H67V237L69 236L68 238L65 235ZM17 233H19V234H17ZM43 233H45L47 235H44ZM97 233H98V236H97ZM105 233H106V235H104ZM165 233L166 234L169 233V234L166 235ZM237 233H238V235H237ZM58 234H60V236ZM135 234H136V232H135ZM155 234H156V236H159V234L161 236H159V238L158 237L156 238ZM164 234L166 236H164ZM40 235H43V236H40ZM51 235L54 237L56 236L55 239L53 237H50ZM81 235H83V236H81ZM44 236L45 237L47 236V237L45 238ZM106 236H109V238ZM110 236H112V237H110ZM232 236H234V237H232ZM235 236L237 238H235ZM35 237H36V239L38 237H40L39 239H37L38 241L36 240L37 243L35 242ZM60 237L62 239L64 238L63 241L66 243L65 247H64L65 243L62 241V239H60ZM86 237L88 239H86ZM160 237L162 238L161 239L162 241L160 240ZM166 237L168 239L170 237L172 238V239L171 238L169 239V243H168L167 239H166L167 241L165 240ZM33 238H34V242H32ZM47 238H49V239H47ZM58 238H59V240H58ZM110 238H112L113 240ZM52 239H54L55 242L51 241ZM79 239L80 240L83 239V240L79 241ZM109 239H110V241H109ZM39 240L41 241V243L39 242ZM57 240H58V242H57ZM104 240L105 241L108 240V241L105 242ZM89 241H91L92 244H89L90 243ZM102 241L108 245V246L106 245L107 246L106 248L104 247L105 244ZM157 241H159L158 245L154 243ZM51 242H53V244H52L53 246L52 245L50 246ZM62 242L64 244L63 246L61 245ZM80 242H82V243H80ZM115 242L117 244H119V246L117 244L115 245ZM126 242L128 244H126ZM58 243H60L59 244V245H61L60 247H63L62 248L63 250L65 248L64 251L59 248V245L57 246L59 249L56 247L55 244H58ZM70 243L72 245H70ZM102 243L104 244V246H101V245H103ZM124 243H125V245H123ZM77 244H79V245H77ZM94 244L95 245L97 244V245L94 246ZM150 244L152 245V247H150ZM167 244H165V246ZM155 245H157V246H155ZM109 246H110V248H108ZM120 246H122L123 249ZM186 246H187V241L185 242L184 240L182 241V245H178L179 248H183ZM95 247H97L98 250H96ZM99 247L100 248L102 247L101 248L102 252H101V249ZM115 247L116 248L120 247L119 249H121V250H119L118 248L116 249ZM145 247H146V250L148 252L149 251L151 252V248H152V252L154 254L152 252H151L152 254H150V252L148 253L145 250ZM51 248L56 252H54ZM92 248H94V249L92 250ZM125 248H126V250H125ZM142 248H144V249H142ZM134 249H135V251H134ZM138 249L141 252H139ZM154 249L156 250L155 252H154ZM106 250H107V252H106ZM118 250L121 252H119ZM122 250L124 252L127 251V253L126 252L124 253ZM130 250L133 252V254L137 253L136 251L138 250V255L141 253L140 254L141 259L139 258V256H136L137 254L134 256L138 257L140 260H138V258H135L134 256H132L133 254ZM142 250H143V252L145 250V253H143ZM226 250H227V252H226ZM234 250H235V252H233ZM94 251L95 252L100 251L101 253L100 254L94 253ZM128 252L129 253L131 252V254L129 255ZM114 253L116 256H114ZM146 253L150 254V256H146V258L150 257V258H152L151 260H150V258L149 259L145 258ZM155 253H156V255H155ZM219 253H221L220 255H223V254L224 255L220 256ZM225 253H227L228 256L232 253L229 256L231 258L228 259L227 258L228 256ZM108 254L110 256H108ZM111 254L113 255V257ZM143 254H144V256H143ZM126 255L128 257H126ZM152 255L153 256L155 255V257H154V260L156 259L155 261L153 260ZM213 255L211 256V258H213ZM224 256L227 259H225ZM132 257H133V259H132ZM196 257H198V258H196ZM128 259H130V260H128ZM134 259H135V261H134ZM144 259H146V263L144 262ZM221 259H225V261L229 260L231 262L226 261L227 262L226 263L224 260L221 261ZM237 259H238V261H236ZM147 260H148V262H147ZM199 260H201V261H199ZM112 261L115 263H113ZM154 262H156V263H154Z\"/></svg>",
	"mask_w": 264,
	"mask_h": 264
}]
</instances>
